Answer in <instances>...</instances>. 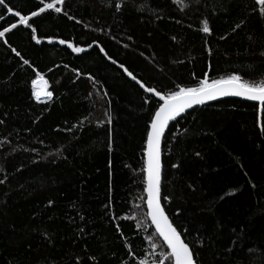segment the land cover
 <instances>
[{"label":"trees","instance_id":"obj_1","mask_svg":"<svg viewBox=\"0 0 264 264\" xmlns=\"http://www.w3.org/2000/svg\"><path fill=\"white\" fill-rule=\"evenodd\" d=\"M6 3L22 15L42 6ZM119 4L66 0L61 7L75 19L46 10L29 20L35 34L0 6V30L18 25L0 38V264H168L145 191L144 149L159 101L109 57L164 93L195 87L206 72L209 82L233 73L264 79L255 0ZM205 19L211 34L202 31ZM40 75L50 99H36ZM162 157V204L186 243L205 241L201 264L243 262L226 252L230 241L255 249L245 253L250 264H264V188L251 187L264 178L259 105L226 98L187 111L170 122Z\"/></svg>","mask_w":264,"mask_h":264},{"label":"snow or ice","instance_id":"obj_2","mask_svg":"<svg viewBox=\"0 0 264 264\" xmlns=\"http://www.w3.org/2000/svg\"><path fill=\"white\" fill-rule=\"evenodd\" d=\"M66 0H51V2H44L41 0V5L38 10L30 11L27 15H22L21 10H14L6 0H0V6H2L6 13L12 14L15 18H18L20 25H26L33 34L36 33L37 29L33 27L32 23H29L31 18H36L41 14L45 13L46 10L54 11L55 13H63L68 19L72 20L75 17L69 16L67 12L63 11L61 5H65ZM256 7L253 8L254 13H259L261 18H264V0H255ZM123 6V0L121 4L117 5V8ZM5 17L0 15V20H4ZM244 23L241 21L240 24H236L235 27L239 28ZM17 23H12L10 27H3L0 30V38H4L7 33L12 29L17 28ZM2 27V26H0ZM203 33L211 34V27L207 19L203 22ZM36 39L35 35L32 37ZM49 43H53L52 37H46ZM131 39V37H129ZM223 39V37H222ZM7 42V41H5ZM42 41L36 39V43L39 44ZM59 44H67L69 48L75 53L84 52L86 49L84 47L73 46L72 43L65 39H59ZM92 45L89 44L88 47ZM15 51V49H13ZM103 52V47L100 48ZM19 56L20 53L16 52ZM107 55V53H105ZM111 59V57H109ZM25 65L29 64L28 60H24ZM120 67L132 80H137V77L129 71L123 64ZM42 80V78H41ZM37 80H33L32 84L36 85ZM43 84H47L46 80H42ZM138 83H140L138 81ZM140 87L146 92L154 94L155 97L159 98L157 107L155 108L154 114L150 118L149 130L147 132L146 147L144 149L146 154V194H147V207L149 209L148 215L151 217L152 223L155 225L156 232L159 237H162L163 242L166 244L170 252L167 254L166 259L168 264H201L202 257L200 256V251L205 247V241L199 239L198 246L196 241L185 242L182 238L181 232L172 224L168 215L165 212V208L161 203V185H162V171L163 165L161 160V141L164 136L165 130L167 129L169 122L174 121L177 116L184 113L187 109L193 108L194 105H202L206 101L214 100L218 97H223L227 95H235L238 97L250 99L259 102L261 112H264V79L259 82L248 81L242 78L241 75L233 73L230 75L221 76L219 79H212L211 82L207 78L201 79L197 86L195 87H180L178 90L169 91L164 93L162 91H157L155 87H147L143 83H140ZM44 95L47 98H51L53 93L51 91H46ZM36 99L40 100L39 92L35 93ZM111 122V117L109 116V123ZM261 131L264 132V124L261 125ZM196 156H200L199 152L195 153ZM171 167L179 169L181 164H173ZM252 188H264V178L262 182L252 184ZM240 189L231 190L228 195L232 197ZM163 199L168 200L169 197H163ZM223 199V197H220ZM52 201H49L51 204ZM214 206V205H213ZM219 224V222H217ZM117 231H120L119 225H117ZM184 233L187 234L188 230L183 229ZM200 236L207 234V229L197 230ZM235 232V229L232 230ZM218 232V228H217ZM151 239V237H150ZM214 238L209 235V243H214ZM190 244L192 246H190ZM156 245L153 244V247ZM226 252L233 256L243 255L245 259L241 261H230L229 264H250V257L245 255L246 252H254L255 249H245L236 244L235 241H230L229 246L226 247ZM129 254H131V249H129ZM93 259H95L93 257ZM139 264H148L146 259H141Z\"/></svg>","mask_w":264,"mask_h":264},{"label":"water","instance_id":"obj_3","mask_svg":"<svg viewBox=\"0 0 264 264\" xmlns=\"http://www.w3.org/2000/svg\"><path fill=\"white\" fill-rule=\"evenodd\" d=\"M121 69V68H120ZM123 72H124V70L123 69H121ZM124 74L132 81V82H134L135 84H137L139 87H140V83H143L140 79H138L137 78V80H132L131 79V77H129L128 75H127V73H125L124 72ZM138 81L140 82V83H138ZM144 84V83H143ZM145 85V84H144ZM146 86V85H145ZM141 88V87H140ZM141 89H143V88H141ZM144 90V89H143ZM46 91H48V89L47 88H42L40 91H39V94H40V100H45V99H47V97L44 95V93L46 92ZM145 91V90H144ZM158 91V90H157ZM146 92V91H145ZM147 94H149V95H152V96H154V94H152V93H148V92H146ZM155 97V96H154ZM158 101H159V98L158 97H155ZM226 98H237V99H241V100H244V101H248V102H253V103H257L258 105H259V102H257V101H253V100H250V99H246V98H242V97H238V96H235V95H227V96H223V97H218V98H216V99H214V100H209V101H206L204 104H202V105H194L193 106V108H190V109H187L184 113H186L187 111H189V110H192V109H194V108H197V107H203V106H206V105H208V104H210V103H213V102H216V101H218V100H222V99H226ZM259 109H260V105H259ZM184 113H182L181 115H183ZM181 115H179V116H177L176 118H178V117H180ZM261 117H262V112H261V110H260V125H262V122H261ZM171 122V121H170ZM170 122H169V124H170ZM169 126V125H168ZM168 128V127H167ZM167 130V129H166ZM166 130H165V133H166ZM165 133H164V135H165ZM163 139H164V136L162 137V141H161V160H162V162H163V157H162V153H163ZM145 164H146V154H145ZM145 173H146V171H145ZM161 203H162V201H161ZM163 205V204H162ZM146 209H147V215H148V213H149V209H148V207H147V194H146ZM148 218H149V220H150V224H151V226L154 228V230L156 231V228H155V225L152 223V221H151V217L148 215ZM161 239H162V237H160ZM183 238V237H182ZM163 240V239H162ZM170 250V249H169Z\"/></svg>","mask_w":264,"mask_h":264},{"label":"bare ground","instance_id":"obj_4","mask_svg":"<svg viewBox=\"0 0 264 264\" xmlns=\"http://www.w3.org/2000/svg\"><path fill=\"white\" fill-rule=\"evenodd\" d=\"M113 65H115L116 67H118L119 69L121 68L120 67V65H121V63L120 62H118V61H116V60H113V63H112ZM124 65V64H123ZM125 66V68H127L126 67V65H124ZM122 69V68H121ZM128 69V68H127ZM206 78L208 79L209 78V72H206ZM43 83H42V81H39L38 82V86H41Z\"/></svg>","mask_w":264,"mask_h":264},{"label":"rangeland","instance_id":"obj_5","mask_svg":"<svg viewBox=\"0 0 264 264\" xmlns=\"http://www.w3.org/2000/svg\"><path fill=\"white\" fill-rule=\"evenodd\" d=\"M108 61H109L111 64L113 63V60H112V59H109ZM123 73H124V72H123ZM163 140H164V139H163Z\"/></svg>","mask_w":264,"mask_h":264}]
</instances>
